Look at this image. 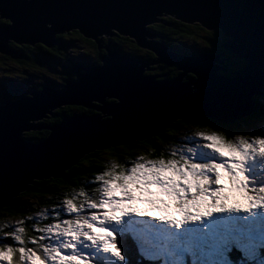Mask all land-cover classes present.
Here are the masks:
<instances>
[{
	"label": "water",
	"instance_id": "95a60500",
	"mask_svg": "<svg viewBox=\"0 0 264 264\" xmlns=\"http://www.w3.org/2000/svg\"><path fill=\"white\" fill-rule=\"evenodd\" d=\"M0 14L16 18L14 27L0 30L3 54L13 55L11 41L53 47L57 34L73 30L102 49L101 63L74 65L69 70L73 76L64 87L3 101L0 208L12 204L14 196L29 188L34 178L64 175L88 151L151 138L181 118L199 120L205 114L222 124H234L245 100L255 103L253 98L258 96L264 64V0H0ZM161 16L222 30L227 37L222 46L242 58L244 67L230 76L221 74L225 69L217 64H224L219 60L221 54L183 55L150 41L147 36L154 38L156 33L148 26L156 22L172 25ZM105 34L128 36L157 58L146 62L112 50L110 43H104ZM157 63L175 66L178 75L164 80L157 79L160 75H144ZM189 73L192 79L187 78ZM111 98L120 101H106ZM64 104L95 108L111 117L35 124L34 120L47 117L46 113L53 115L52 110ZM42 128L50 132L35 142L38 145L23 141V131Z\"/></svg>",
	"mask_w": 264,
	"mask_h": 264
},
{
	"label": "snow or ice",
	"instance_id": "6c2138e0",
	"mask_svg": "<svg viewBox=\"0 0 264 264\" xmlns=\"http://www.w3.org/2000/svg\"><path fill=\"white\" fill-rule=\"evenodd\" d=\"M15 23L14 16L0 14V30H8ZM223 61L227 67L230 63L227 53ZM257 95L259 109L256 103L246 99L242 110L234 118L251 119L258 123L261 135L252 140L241 135L232 142L217 136L207 137L211 141L207 148L217 152L220 157L227 156L225 162L209 160L194 163L192 158L197 157L198 150L189 147L187 152L192 156L184 154L180 159L135 162L130 169L105 171L96 177L99 181L96 187L99 196L93 197L82 192L81 195H86L85 203L66 200V208L57 210L55 216L60 218L61 213L66 212L68 216L74 215L75 219H59L57 223L40 228L39 240L32 241V247L27 246L20 234L24 232L23 228L0 239V264H92L94 259L95 264H102L101 257L105 255L115 259L118 264H128L127 256L121 251L122 244L117 246L113 233H116L115 224L127 216L153 214L137 207V203L142 200L162 213L156 219L174 226V235L145 233L137 236L135 243L142 248L151 247L158 254L156 258L140 254L143 259L138 260V264H151L160 259V255L168 257L172 252L181 259L163 260V264H194L191 257L207 246L214 247L224 258L229 254L234 257V248L246 246V257L255 259L259 250L254 240L246 239L243 227L246 219L237 216L225 220L223 215L214 214L241 211L240 207L227 203V198L222 195V172L238 189L247 191L249 175L246 173L249 174L250 163L258 157L264 158V64L261 65ZM259 191L264 193V188ZM248 200L249 205L244 211L249 215L244 217L253 216L264 209V195L248 196ZM82 212H91V215H81ZM212 217L215 219L208 222V218ZM191 222H205L206 230L195 225L183 232H175V229ZM53 229L57 231L49 235ZM49 239L54 240L55 244L47 243Z\"/></svg>",
	"mask_w": 264,
	"mask_h": 264
},
{
	"label": "trees",
	"instance_id": "16d2710c",
	"mask_svg": "<svg viewBox=\"0 0 264 264\" xmlns=\"http://www.w3.org/2000/svg\"><path fill=\"white\" fill-rule=\"evenodd\" d=\"M167 22H171L172 25L168 26L166 23L162 24V31L161 36L162 40L165 44L171 46L173 50H180L185 53H195L196 51H200L199 54H205L210 51L217 52L218 54H221V58H223L224 54H228L229 58V65L231 71H235L238 69H241L244 67V60L237 56L236 54L231 53L229 50L225 49V47L222 46L221 42H226L227 37L223 33L222 30H217V29H206L199 23H188L182 20H177L174 17H169L165 19ZM150 29V28H149ZM70 39H67V34L61 33L57 35V43L53 47H47L41 43H36L34 45L31 44H19L15 41H11L10 45L13 49V52L15 56H10L11 58H14L15 61L18 63H21L20 66L24 67L22 70H20V73H23L27 76L25 79H32L30 84L28 86L24 85H19L16 87V92L18 94L23 93H30L31 90L35 89H40L43 87L42 84L36 83L34 81L33 76H38V77H48L46 76V73L40 72V70H37L36 74H33L31 70L33 71L32 68H37L40 67L44 68L45 66H48V63L46 60H41L39 58L40 55L47 57V60L51 62L52 69L49 68L50 72H55L58 74V80H55L52 78L53 84L49 86H56L60 85L61 82H65L66 79L71 78L73 74H69V70L73 67L75 63H82L86 64L87 66L94 64V66L100 62V57H101V51L98 48V45L95 41L92 39H89L85 37L81 32L77 30H73L68 32ZM114 38L117 41H110V48L118 50L119 53H123L129 56H135L141 59H147L149 61H154L155 60V54L152 51H149L147 49L141 48L137 43L126 36L122 35H115ZM121 39H126V41H121ZM106 44V42H105ZM27 45V46H25ZM21 48V49H20ZM82 49V51L78 49ZM197 52V53H198ZM66 54V55H65ZM232 56L241 63V65L232 58ZM4 60V57H0V62ZM55 65V66H53ZM29 66V67H26ZM31 67V68H30ZM3 68V69H2ZM46 68V67H45ZM47 69V68H46ZM16 69L10 66H0V80L2 78H6L7 80L12 79V74ZM150 74L154 75H163L166 76L167 78H173L178 75L179 71L176 69V67H170L166 64H159L157 66V71H150L148 72ZM221 73L225 75H231L232 72L229 70H223ZM189 79L193 78V75L190 73L188 74ZM25 79H20V80H25ZM36 80V79H35ZM1 87H8V84H2L0 85V102L4 101L7 99L5 95H8L7 92L4 94L1 91ZM21 91V92H19ZM28 91V92H27ZM19 96H13L12 98H18ZM253 101L257 104V109H259V102H258V96H254ZM69 106L68 112L73 113V115H76L77 112H74V110L71 108V105ZM82 109H84L85 113L81 112L79 114L81 115H90V114H96L98 115L99 113L96 112V110L93 108L86 109L82 106H80ZM65 107H60L56 109L55 116H51L48 114L50 121H46L42 123L43 125H53L57 122L63 121L67 116H71L70 113H66ZM74 117V116H73ZM72 118V117H70ZM70 118H66L70 119ZM210 119V118H209ZM255 119V118H253ZM65 120V121H66ZM64 121V122H65ZM178 122L174 123L169 129H167L165 132L161 133L160 136L166 137L168 131H171L172 128L175 127V125ZM187 123V122H186ZM186 123H180L178 124V130L179 126L182 124ZM242 123H249L251 125H254L253 120H248L245 119ZM41 124V125H42ZM188 124H193L196 126H201L204 128L208 129H214V128H222L224 131H226V137L230 138L234 135L237 134H245V129L241 127H237L238 124H233V125H226L228 129H225L221 126H218L216 124H213L209 121H198V123H188ZM183 127H189L188 125H184ZM49 133L48 129H42L41 134L39 135L38 132H25L23 136L25 135L27 138L33 140V141H40V139H44ZM210 133H215V132H210ZM36 134V135H35ZM39 135V136H37ZM153 139V138H152ZM225 141V140H224ZM145 142H150L154 144V140H145V141H137L136 143H145ZM128 145L125 147H128V149L133 148V145ZM99 152V151H95ZM103 155L101 157H105L104 151H100ZM112 154V153H108ZM170 155V154H168ZM166 154H158V157L161 156H168ZM94 154L90 153L85 155L82 160L84 161L83 167L84 170L82 171L84 174H87L89 178H85L84 180L88 181V184L84 185L83 183H79V185H76L74 182H69V181H75L77 180L76 177L74 176V171L69 170L65 172V175L62 177L58 178H50L46 179L45 183H41L40 185L38 184V181H35V183L32 185L31 189H34L35 191L39 192V195H37V199L39 200L38 203H31L30 205L32 208L36 209L37 211L41 210V214L35 215L34 217H30L26 215L27 213L22 210V204L25 202L22 199V195L17 197L15 203L13 205H8L0 209V239H3L7 237L10 233L13 232H18L20 228L24 229L23 233H20L22 238L26 240L27 246L32 247V241H38L41 233L39 232L40 228H44L49 224H54L59 222V219H73V216H68L66 212L61 213V217L57 218L55 216V213L57 210L61 209L59 205V201L55 198V195L61 194L63 196V200H65V190L70 193L69 198L74 201V203L80 204V203H85V195H81V193H85V190H90L91 195L94 197H97V194L92 191L94 185L98 186L99 181H90V177H95V174L100 171V167L103 166L102 162H97L96 164H93L92 159L90 157H93ZM98 158V157H97ZM76 170V169H75ZM65 179H68L69 181L67 182L66 186L65 185H60L62 181ZM44 180V179H43ZM84 187H82V185ZM39 185V186H38ZM72 188L77 190V193L72 196L71 191ZM30 189V190H31ZM29 191V190H27ZM36 195V194H35ZM35 195H27L24 198H26V201L29 198H33ZM65 208V205H64ZM54 209L55 213H51V210ZM9 218V219H8ZM1 220H6V221H1ZM130 229V228H129ZM129 237V240L135 247L136 255L138 260L143 259V257L140 255H145V256H151L153 258L157 257V252H154L151 247H141L138 243H135L136 241V235L134 231H129L128 227H126V233L125 236ZM47 243H49V240H47ZM50 244V243H49ZM122 250V249H121ZM122 252H124L122 250ZM126 253V249H125ZM15 258V257H14ZM107 260L108 264H114V259L106 256L105 257ZM229 260L232 262L233 260L238 262L240 258L238 257L237 259H232L229 258ZM249 260V259H248ZM261 261H264L263 259H260ZM129 259V263H130ZM251 261V260H250ZM151 264H154V261L151 262ZM264 264V263H263Z\"/></svg>",
	"mask_w": 264,
	"mask_h": 264
},
{
	"label": "rangeland",
	"instance_id": "374dc122",
	"mask_svg": "<svg viewBox=\"0 0 264 264\" xmlns=\"http://www.w3.org/2000/svg\"><path fill=\"white\" fill-rule=\"evenodd\" d=\"M169 17H171V16H167V17L164 16L162 18L167 19ZM160 26H162V23H160V22H156V23H153L152 25L148 26L152 30V32L157 34V37L156 38H152V36H147V37L150 41L155 40L156 42H158V44L163 46L162 45L163 40H162V36L160 33L163 29ZM105 36H106L105 37L106 39L109 38V37H107V34H105ZM126 37H128V36H126ZM128 38H130V37H128ZM67 39H70L69 35L67 36ZM111 40L117 41L114 38V36H111ZM121 41H126V39H121ZM221 43H224V42H221ZM25 46H27V45H25ZM143 49H145V48H143ZM12 50H15V49L12 48ZM78 50L82 51L81 48ZM211 54L219 55L217 52H213ZM0 57H4V60L2 62H0V66H10V67H13L16 69L13 72L12 77H14V78H26L27 77L25 74L19 72L20 70H22L24 68V67L20 66L21 63H18L17 61L14 60V58H11L9 55L3 54L2 52H0ZM39 58L41 60L47 61L48 66H45L47 69L45 67L41 68V69H40V67H37V68H32L33 71L31 70V72L33 74H36L37 70H40V72H42V73L45 72L46 76H48V77L33 76V79H34V81H36V83H40L43 86H49V85L53 84L52 78H54L55 80H58L59 76L55 72H50L52 70H50L49 68L52 69V66H51V62H49L47 60V57L40 55ZM232 58L234 60H236L234 57H232ZM220 59H221V61L223 60V58H221V56H219V60ZM238 63L241 65L240 62H238ZM217 64L220 66H224L225 69H223V70L227 69L230 72H233L229 68L230 67L229 64L227 65V67L225 64H223L219 61L217 62ZM153 65H154V67H157L155 64H153ZM53 66H55V65H53ZM26 67H29V66H26ZM82 71H85V69ZM150 71L151 70H148L147 72H150ZM156 71H157V69H156ZM146 75H148V74H146ZM28 80L29 79L23 80L22 85L28 86L30 84V82L28 83ZM61 84H63V82H61ZM56 86H58V85H56ZM41 90H42V88H40V90H37L36 92H41ZM31 91H33V90H31ZM17 94L18 93L12 94L10 92L8 95H5V97H7L6 100L15 101L14 99H17V98H12V97L13 96H19ZM19 97H22V96H19ZM116 100H117V102L120 101L119 99H116ZM96 104L101 107V102H97ZM63 107H65L64 111H66V113H70V112H68L69 106L64 105ZM71 108L74 110V112L85 113L84 109H82L80 106H71ZM55 110L52 111L53 115H55V112H54ZM95 110L97 113H99L98 111H100L98 109H95ZM46 114H50V113H46ZM70 114L73 115V113H70ZM50 115L53 116L52 114H50ZM94 115H96V114L94 113ZM46 116L47 117H43L41 119L34 120L35 123L36 124H42V123L46 122L47 120L50 121L49 116L48 115H46ZM74 117L78 118L77 116H74ZM95 118H99V117L96 115ZM34 121H33V123H34ZM254 124H255V127L252 126L253 130H245L244 137L246 139L252 140V139H255V137L257 135H261L262 130H261L259 124L258 123H254ZM184 125H188L189 127L188 128L183 127ZM45 126H50V125L45 124ZM42 129H48V128H42ZM42 129H31L27 132H30V131L31 132H38L40 135ZM210 132H215V133H210ZM39 135H37V136H39ZM208 136H217V137L221 138L222 140H225L226 142L235 141L236 137H237V136L230 137L228 140L226 136H224L223 134H221L219 131H217L215 129H208V128H204L201 126H196V125L187 123V124H182L181 126H179V130H178V126L176 125L171 131H168L166 137L159 135V136H156L153 139H151L160 145L159 148L155 147L150 142H145V143H136L133 145V148H131V149H128V147H125L121 144H116V146H117L116 149L103 150L106 152L105 153L106 156L101 157V158H99V157L102 156L103 154L100 151L94 152L93 153L94 156L90 157L92 159L93 164H96L97 162H102L103 166L100 167V171L95 174V177H90V181H97L96 177L101 175L105 171H113V170L120 171V170H123L124 168L130 169L131 166L133 165V163H135V162H145L146 163L148 161H155V160H161V159H163V160L180 159L181 156L184 154H187L188 156H192L191 153L187 152V149L189 147L196 148L198 150L197 151V157H199V158H197V157L192 158V162H194V163L208 162L209 160H215V162H217V163L225 162L228 159L227 156L220 157L217 152H215L212 149L207 148V145L211 143V141L207 139ZM26 138L27 137L24 135L23 141L26 142L27 144L38 145L41 142L40 141L39 143H35L33 141L34 143H30L27 141ZM108 153H112V154H108ZM173 153H175V155H173ZM201 153H203V155H200ZM86 154H89V151L84 153L82 156H84ZM158 154H166V155L170 154V155H168L166 157L165 156L158 157L157 156ZM124 160H128L130 163L129 164L123 163ZM259 160L261 162H264L263 158H260ZM259 160L253 161L249 165V168H250L249 174L246 173V175H249V189L247 191L238 189L237 186L235 185V183L227 176V174L222 172L221 184L224 185V192L222 193V195H224L228 199H231L232 205L240 207L241 211L238 213L234 212L232 214L227 213V215H224L223 213H216L214 215L215 216L223 215V218L225 220H227L229 217H237V216H240L242 219H246V221H247L245 223V224H247V229H245L246 239H252L255 241L257 238H259L264 242V234L257 233V232H264V209L260 210L261 211V214H260L261 217H259V212L255 213L253 216H249L250 218L256 219V220H252L249 217H244V216L242 217V215H245V213H246V212L245 213L242 212V209L248 207V205H249L248 196L264 195V193H261L259 191L260 188H264V164H261ZM77 162H78V164H76ZM77 162L73 163L71 165V167L69 168L70 170L74 171V176L76 177L77 180L69 181L68 179H65L64 181H62L60 183V185L66 186L68 181L74 182L76 185H79L80 182L83 183L84 185L88 184L89 180L86 181L84 179L89 178L88 177L89 175L87 176V174H84L82 172L84 170V167H83L84 161L78 160ZM34 179L40 180V181H38L39 185L41 183H45V181H46V179H44V178H34ZM83 184H81L82 187H84ZM214 187H219V186L214 185ZM31 188L32 187H29L25 190H29ZM92 191L99 196V193L96 192V188H93ZM154 191H155V189H154ZM76 193H77V190L72 188L71 195L74 196ZM20 194L23 196L22 199L25 201V202H23L24 204H22L21 207H22L23 212L25 211L27 213L26 215H28L30 217H34L35 215L41 214V210L37 211L36 209L32 208L30 205V202L35 203V204L39 202V200H36L37 195H39V192H37V190L35 191L34 189H31L29 191H24ZM27 195H35V196L31 199L29 198V202H28V200L26 201V198H24ZM69 196H70V193H68L65 190V200L70 199ZM94 197H96V196H94ZM55 198L59 201L60 208H64L65 203L62 201L63 196L61 194H57V195H55ZM137 207H139L145 211H151L153 213L152 216L142 217V219L146 220V222H151L153 224L152 226H154V227H155V225H163L164 228L170 230V232L173 233L174 226L165 224L164 222L156 219V217L160 216L162 213L160 211L156 210L153 205L148 204L142 200V201L137 203ZM65 208H66V205H65ZM51 213H55L54 209L51 210ZM246 214L249 215L248 213H246ZM81 215H91V212H82ZM100 215H103V213H100ZM128 217L129 216L123 218L119 223L115 224L114 230L117 234L113 233V236L117 240V246L119 247L122 244V250L123 251H124L123 231L125 230V224H127L131 221V219L128 220ZM73 219H75V216ZM214 219H215V217L208 218V222H210L211 220H214ZM139 223H141L143 226H145V224H146L145 221H140ZM195 225H199L200 227H202L206 230V223L205 222H191L188 225H184L181 228L175 229V232L176 233L177 232H183L185 229L192 228ZM61 227H63V225H61ZM56 231H57L56 229H53V233L49 234V235H54V233ZM97 231H99V224L97 225ZM52 242H53V244H55L54 240H52ZM255 242L257 244V241H255ZM125 255H126V253H125ZM106 256L107 255L101 257L102 264H108L107 260L105 258ZM196 256L198 258V261H202L205 264H208L210 262V260L212 261L213 259L219 257L220 255L218 254L217 250L214 247L207 246V247L201 248V250L196 254ZM177 258H178V260L181 259L180 257H177ZM92 263L95 264V259L93 260ZM114 263H118V262L114 259Z\"/></svg>",
	"mask_w": 264,
	"mask_h": 264
},
{
	"label": "clouds",
	"instance_id": "9594fccd",
	"mask_svg": "<svg viewBox=\"0 0 264 264\" xmlns=\"http://www.w3.org/2000/svg\"><path fill=\"white\" fill-rule=\"evenodd\" d=\"M115 35H117V34H115ZM114 35V36H115ZM118 35H120V34H118ZM111 39V37H109L108 39H105V42H106V44L107 43H110V40ZM104 42V43H105ZM163 44H165L164 42H163ZM111 45V44H110ZM168 48H169V50L170 51H172V52H175V53H179V54H183V55H195V56H197V55H199V52L198 51H196L195 53H185V52H183V51H180V50H173L172 48H171V46H169V45H167V44H165ZM11 46V45H10ZM12 48V47H11ZM100 51H102V49L100 50ZM118 51V50H117ZM198 52V53H197ZM214 52V51H213ZM212 51H210L209 53L211 54V53H213ZM121 54H123V53H121ZM155 54V53H154ZM220 55V54H219ZM9 56H15V54H14V52H13V55H9ZM221 56V55H220ZM233 57V56H232ZM157 58V55L155 54V59ZM143 60H147V59H143ZM150 62H152V61H150ZM83 65V66H87L86 64H82L81 62L80 63H75L74 65ZM159 64H166V63H157V64H155L156 66H158ZM73 65V66H74ZM92 65H94V64H92ZM167 65V64H166ZM90 66V65H89ZM169 66V65H168ZM151 67H153L154 68V70H151V71H155L156 69H157V67H154V65H152ZM170 67H175V66H170ZM177 69V68H176ZM238 70H240V69H238ZM238 70H235V71H238ZM148 70H146L145 72H144V75H146V74H148V75H154V74H150V73H148L147 72ZM221 71H223V70H221ZM221 71H219V73H221ZM234 71V72H235ZM233 73V72H232ZM231 73V74H232ZM69 74H71L70 72H69ZM190 74V73H189ZM221 74H223V73H221ZM148 75H146V76H148ZM176 77V76H175ZM194 77V76H193ZM27 78V77H26ZM174 78V77H173ZM13 79H16V82L19 84V85H21L22 84V80H20V79H25V78H14L13 77ZM29 79V78H28ZM157 79H159V80H164V79H172V78H167L166 76H163V75H160V76H158V78ZM32 81V79H29L28 80V83L29 82H31ZM1 91H2V93L4 94L5 92H7L8 94L11 92L12 94H15V93H17L16 92V88L15 89H9V88H7V87H1ZM17 95H19V96H26V95H21V94H17ZM27 97H32L31 95H28ZM20 97H18L17 99H14L15 101L16 100H18ZM117 101V100H116ZM4 105H6V103L5 102H0V106H4ZM64 105H72V104H64ZM63 105V106H64ZM76 106H81V105H76ZM83 107V106H82ZM84 108H86V107H84ZM86 109H90V108H86ZM93 109V108H92ZM95 109V108H94ZM101 111V110H100ZM55 116V115H54ZM73 116H77L78 118H80V119H83L82 117H93V116H95L94 114H90V115H87V114H85V115H81V114H79V113H77L76 115H71V116H68V117H66V118H70V117H73ZM111 116L109 115V118H110ZM66 118L63 120V121H61V122H57V123H63L65 120H66ZM210 118V119H209ZM200 119L202 120V121H209V122H211V123H213V124H216V125H218V126H221V127H223V128H225V129H228L227 128V126L226 125H233V124H222V123H220L219 121H218V119L217 118H214V117H211V116H208V115H205V114H203V115H201V116H199V120H188V119H178V120H176V121H174V122H171L170 123V126H168V127H166L165 129H163L158 135H155V136H152L151 138H148V139H143V141H145V140H149V139H152V138H154V137H156V136H159L161 133H163V132H165L167 129H169L174 123H176V122H178L176 125H178V124H180V123H198V121H200ZM104 120H106V119H104ZM245 119H243V120H241V119H239V120H237L236 121V123H234V124H238V126L237 127H241V128H244L245 130H253V128H252V126H254L255 127V124L254 125H251V124H249V123H242L243 121H244ZM248 120H251V119H248ZM57 123H55V124H57ZM186 123V124H187ZM54 125V124H53ZM175 125V126H176ZM52 126V125H51ZM173 129V128H172ZM171 129V130H172ZM215 130H217V131H219L221 134H223L224 136H226V131H224L222 128H214ZM49 134V133H48ZM242 134H237V135H234V136H232V137H235V136H241ZM242 136H244V135H242ZM47 137V136H46ZM45 137V138H46ZM27 139V141L28 142H31V143H34L33 142V140H31V139H29V138H26ZM228 140H229V138H227ZM41 140V139H40ZM39 141V140H38ZM137 141H142V140H140V139H136L134 142H132V143H129V144H121V145H123V146H128V145H132V144H134L135 142H137ZM37 142V141H36ZM152 145H154L155 147H160V145L157 143V142H154V144H152ZM117 148V146L116 145H112L111 147H107V148H96L95 150H92V151H90L89 152V154L90 153H94L95 151H103V150H112V149H116ZM105 152V151H104ZM87 155V154H86ZM85 156V155H84ZM83 156V157H84ZM82 157V158H83ZM82 158H80L79 160H82ZM264 159V158H263ZM123 163H126V164H129L130 162L128 161V160H124L123 161ZM260 163L261 164H264V162H261L260 161ZM76 164H78V162L76 163ZM70 168V167H69ZM67 169L66 171H69L70 169ZM64 175H65V171H64ZM64 175H62V176H64ZM62 176H60V177H62ZM50 178H58V177H50ZM50 178H44V179H50ZM35 181H38V180H36V179H33V182L32 183H30L29 184V187H32V185L35 183ZM98 186H99V183H98ZM98 186H95L94 185V187L93 188H96V187H98ZM30 190V189H29ZM24 191H27V190H23L22 192H24ZM22 192H20V193H22ZM20 193H18L17 195H15L14 196V199H13V203L12 204H9V205H13L14 203H15V201H16V199H17V197H19L21 194ZM85 194L86 195H91V191H89V190H85ZM86 195H85V198H84V200H86ZM98 196V195H97ZM63 202H65L64 200H62ZM227 203H229V204H231L232 205V200L231 199H228L227 198ZM6 206H8V205H6ZM3 207H5V206H3ZM3 207H1V208H3ZM0 208V209H1ZM244 209L245 208H243L242 209V212H244L245 213V211H244ZM155 214V213H154ZM224 215H227V213H223ZM261 212H259V217H261ZM153 215V214H152ZM152 215H150V216H152ZM245 215H247L246 213H245ZM245 215H242V217L243 216H245ZM157 216V215H156ZM148 217V216H147ZM249 217V216H248ZM258 217V218H259ZM250 218V217H249ZM257 218V219H258ZM130 219H131V221L128 223V226H129V228H130V231H134V233H135V235L136 236H139V235H141V234H145V233H152V234H155V235H159V236H173L174 235V233H171L170 232V230H168V229H166V228H164L163 227V225H155V227L154 226H152L153 224L151 223V222H146V220H144V219H142V217H140V216H135V215H130ZM250 219H252V218H250ZM252 220H256V219H252ZM1 221H3V220H1ZM5 221V220H4ZM140 221H145V226H143L141 223H139ZM134 225H136V228L138 229V228H140L142 231H139V230H136L135 229V227H134ZM245 225V224H244ZM244 225H243V227H244ZM157 226V227H156ZM245 229V228H244ZM177 233H180V232H177ZM123 239H124V252H125V249H126V255L128 256V257H134V260H135V258H136V255L134 256V254L136 253V250H135V247H134V245H133V242H132V244H131V242H130V240H129V237H128V235L127 236H125V232H123ZM263 247H264V244H263ZM235 249V248H234ZM233 249V251H235ZM264 249V248H263ZM160 256H162V255H160ZM159 256V257H160ZM162 257H164V256H162ZM239 257V256H238ZM237 257V258H238ZM230 258H232V259H235L236 257L234 256L233 257V255H231V257ZM236 258V259H237ZM239 258H241V257H239ZM168 259H171V260H173V261H179L178 260V258H177V256L175 255V253L174 252H172V253H169V256L168 257H164V260L166 261V260H168ZM248 260V258L247 259H245V261H247ZM244 261V262H245ZM209 264V263H208Z\"/></svg>",
	"mask_w": 264,
	"mask_h": 264
},
{
	"label": "bare ground",
	"instance_id": "6f19581e",
	"mask_svg": "<svg viewBox=\"0 0 264 264\" xmlns=\"http://www.w3.org/2000/svg\"><path fill=\"white\" fill-rule=\"evenodd\" d=\"M148 30H150V31H152L151 29H149V27H148ZM61 33H63V32H61ZM61 33H59V34H61ZM59 34H57V35H59ZM57 35H56V37H57ZM157 37V34L155 35V37L154 38H156ZM153 38V37H152ZM57 39V38H56ZM58 41V40H57ZM158 43V42H157ZM112 50H115V49H112ZM66 82V81H65ZM65 82L63 83V84H60V85H58V86H43L42 87V90L44 89V88H53V89H59V88H62V87H64V85H65ZM37 90H40V89H35V90H33V91H37ZM41 90V91H42ZM19 92H21V91H19ZM28 92V91H27ZM21 94V93H20ZM21 95H26V96H28V95H32V94H30V93H23L22 92V94ZM106 101H109V102H113V101H116V99H114V98H111V99H106ZM101 105H103V104H101ZM63 105H61V106H59V107H57V108H55V109H58V108H60V107H62ZM54 109V110H55ZM53 111V110H52ZM99 112V114L97 115V116H99V117H103L102 119H108L109 118V114L108 113H104L102 110L101 111H98ZM46 115H48V114H46ZM107 115V116H106ZM74 120H78L77 118H75V117H72V118H70V119H67L64 123H66V124H69V123H71L72 121H74ZM32 123H33V120L31 121ZM36 124V123H35ZM41 125V124H40ZM42 126H45V125H42ZM49 129V128H48ZM31 130V129H30ZM27 131H29V130H26V131H23L22 132V135L25 133V132H27ZM49 132H50V130H49ZM52 133V132H51ZM50 133V134H51ZM77 160V159H76ZM66 172V171H65ZM23 191V190H22ZM22 191H20V192H22ZM232 214V213H231ZM219 215V214H218ZM235 215V214H234Z\"/></svg>",
	"mask_w": 264,
	"mask_h": 264
},
{
	"label": "flooded vegetation",
	"instance_id": "af4514ba",
	"mask_svg": "<svg viewBox=\"0 0 264 264\" xmlns=\"http://www.w3.org/2000/svg\"><path fill=\"white\" fill-rule=\"evenodd\" d=\"M66 34L69 35L68 33H65V35H66ZM146 62H150V61H149V60H146ZM71 106H76V105H71Z\"/></svg>",
	"mask_w": 264,
	"mask_h": 264
}]
</instances>
